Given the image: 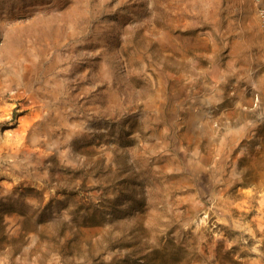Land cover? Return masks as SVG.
<instances>
[{"label": "rangeland", "instance_id": "374dc122", "mask_svg": "<svg viewBox=\"0 0 264 264\" xmlns=\"http://www.w3.org/2000/svg\"><path fill=\"white\" fill-rule=\"evenodd\" d=\"M253 0H0V264H264Z\"/></svg>", "mask_w": 264, "mask_h": 264}, {"label": "built area", "instance_id": "2783aa9c", "mask_svg": "<svg viewBox=\"0 0 264 264\" xmlns=\"http://www.w3.org/2000/svg\"><path fill=\"white\" fill-rule=\"evenodd\" d=\"M258 6V13L261 17H264V0H253Z\"/></svg>", "mask_w": 264, "mask_h": 264}]
</instances>
